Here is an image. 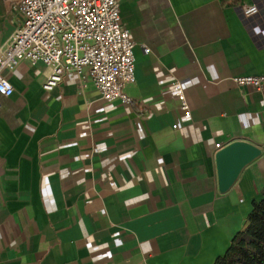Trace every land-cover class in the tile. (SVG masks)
Masks as SVG:
<instances>
[{"label": "crops", "instance_id": "obj_1", "mask_svg": "<svg viewBox=\"0 0 264 264\" xmlns=\"http://www.w3.org/2000/svg\"><path fill=\"white\" fill-rule=\"evenodd\" d=\"M117 1L132 103L74 72L45 91L40 62L0 72V264H214L264 198V97L232 82L264 76V0ZM12 7L0 47L23 20ZM236 141L261 154L221 193L215 156Z\"/></svg>", "mask_w": 264, "mask_h": 264}, {"label": "built area", "instance_id": "obj_2", "mask_svg": "<svg viewBox=\"0 0 264 264\" xmlns=\"http://www.w3.org/2000/svg\"><path fill=\"white\" fill-rule=\"evenodd\" d=\"M23 18L20 26L0 47V72L13 70L22 61L43 63L51 74L42 85L53 90L68 72L81 80L89 78L102 100L132 103L124 92L133 84L134 43L123 28L117 0H7ZM246 16L254 6H243ZM239 89H251L264 97V76L232 78ZM180 110L190 109L181 84L172 83ZM13 88L0 75V95L8 97ZM220 146H217L219 149Z\"/></svg>", "mask_w": 264, "mask_h": 264}, {"label": "trees", "instance_id": "obj_3", "mask_svg": "<svg viewBox=\"0 0 264 264\" xmlns=\"http://www.w3.org/2000/svg\"><path fill=\"white\" fill-rule=\"evenodd\" d=\"M214 264H264V198L254 206L246 229Z\"/></svg>", "mask_w": 264, "mask_h": 264}, {"label": "water", "instance_id": "obj_4", "mask_svg": "<svg viewBox=\"0 0 264 264\" xmlns=\"http://www.w3.org/2000/svg\"><path fill=\"white\" fill-rule=\"evenodd\" d=\"M260 154L259 148L242 141L232 142L219 150L215 156L219 192H226L241 170Z\"/></svg>", "mask_w": 264, "mask_h": 264}]
</instances>
